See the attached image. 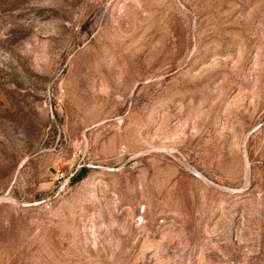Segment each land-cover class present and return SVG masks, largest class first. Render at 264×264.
<instances>
[{
  "label": "rangeland",
  "instance_id": "374dc122",
  "mask_svg": "<svg viewBox=\"0 0 264 264\" xmlns=\"http://www.w3.org/2000/svg\"><path fill=\"white\" fill-rule=\"evenodd\" d=\"M0 264H264V0H0Z\"/></svg>",
  "mask_w": 264,
  "mask_h": 264
},
{
  "label": "trees",
  "instance_id": "16d2710c",
  "mask_svg": "<svg viewBox=\"0 0 264 264\" xmlns=\"http://www.w3.org/2000/svg\"><path fill=\"white\" fill-rule=\"evenodd\" d=\"M85 168L82 170V173L80 174V176H82L85 173Z\"/></svg>",
  "mask_w": 264,
  "mask_h": 264
}]
</instances>
